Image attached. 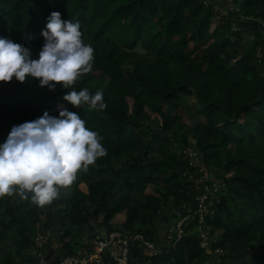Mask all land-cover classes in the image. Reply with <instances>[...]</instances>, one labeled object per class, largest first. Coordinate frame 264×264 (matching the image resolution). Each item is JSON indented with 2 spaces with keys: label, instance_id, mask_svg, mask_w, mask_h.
I'll return each instance as SVG.
<instances>
[{
  "label": "trees",
  "instance_id": "16d2710c",
  "mask_svg": "<svg viewBox=\"0 0 264 264\" xmlns=\"http://www.w3.org/2000/svg\"><path fill=\"white\" fill-rule=\"evenodd\" d=\"M232 2L0 0V264H38V234L58 263L113 231L155 243L130 264H264V0ZM191 144L218 173L204 245Z\"/></svg>",
  "mask_w": 264,
  "mask_h": 264
},
{
  "label": "built area",
  "instance_id": "2783aa9c",
  "mask_svg": "<svg viewBox=\"0 0 264 264\" xmlns=\"http://www.w3.org/2000/svg\"><path fill=\"white\" fill-rule=\"evenodd\" d=\"M230 9H236L235 4H233L232 0H227ZM237 10V9H236ZM206 182V179H204ZM209 192L204 187V192L197 195L195 198V207L192 212L194 215H198L199 224L198 229L202 232L201 237L203 238L202 245H204L208 241V237L206 236L207 232L204 228V214L208 210V205L210 202ZM188 221V217L181 219L177 224L173 227V233L175 235L180 233L183 235V224ZM181 226H179V225ZM208 235V234H207ZM180 236V237H181ZM179 237V238H180ZM43 236L42 234H38L35 238L37 249L34 254L38 261V264H87L88 261H95L97 264H100L102 261V255L108 252L110 262L114 264H130V248L134 244H138L140 247L146 251V254H152L156 252L155 243L146 239V237L142 233H123L122 231H113L109 234H103L102 238L96 239L94 241V249L87 255V253L80 254V256H66L62 259V261L58 263H50L45 255L42 253L41 248L43 246Z\"/></svg>",
  "mask_w": 264,
  "mask_h": 264
},
{
  "label": "rangeland",
  "instance_id": "374dc122",
  "mask_svg": "<svg viewBox=\"0 0 264 264\" xmlns=\"http://www.w3.org/2000/svg\"><path fill=\"white\" fill-rule=\"evenodd\" d=\"M227 4H228V2H227ZM216 9V8H215ZM214 9V10H215ZM230 9V8H229ZM228 9V10H229ZM216 10H218V9H216ZM215 10V11H216ZM228 10H226V11H222V10H218V11H220V12H227ZM233 30H235V28L233 27ZM251 36L249 37V39H251L252 38V34H250ZM258 57H259V61H261V64H262V71L264 70V57H262V53L261 54H259L258 55ZM103 86L105 85L104 83L102 84ZM102 92V89H100L99 91H98V94L100 95V93ZM128 100V102L129 103H131V99L130 98H128L127 99ZM174 129H176L177 130V133L180 135V133L182 132V129L180 128V126H179V124L177 123L175 126H174ZM190 140V143H194V140H192L191 138H189ZM192 144H191V147L188 149L186 146L184 147V148H182L183 149V151H186L187 152V154H188V156L191 158V160H192V162H193V160L195 161V164L196 165H198V166H200V168H201V172H198V176H197V178L195 179V183L198 185V184H200V186H202L203 188L204 187H206V189L208 190V192H209V196H210V198L208 199V201L210 202V204L212 203L211 202V199L214 197V195H215V193H216V190H217V188L215 187V183H212V184H207L205 181H204V179H207V177H213V175L215 176V177H217L218 176V173H217V170L215 171V167H212L211 168V170H213L214 171V173L215 174H211V173H209V169H207V168H205L204 166H203V164H202V161H201V159L199 158V156H196L195 155V149L194 148H192ZM179 147H180V145H178ZM53 150L54 151H58V148L57 147H54L53 148V146H52V148H51V153H53ZM50 156V154H48V156L47 157H49ZM74 159V156H69V160H73ZM202 170H203V172H202ZM67 176H68V174H67V172H66V174H64V176H63V178H62V184L64 185L65 183H66V181H67ZM41 187H45V189H46V192H44V194H49V193H51L52 191H54V190H57V189H59V188H57L56 186H54V185H50V184H48V185H46L45 184V182H42L41 183ZM80 188L83 190V191H86V186L82 183V184H80ZM156 188H158V189H163L162 188V186H155V185H150L149 186V188H148V192H152V191H154ZM121 217V216H120ZM162 218L161 219H164V216H161ZM185 218V217H184ZM184 218H182V219H184ZM117 219H119V216H116L115 218H114V220H113V223H116L117 222ZM178 221H179V219H173L172 221H170L169 222V226L167 227V229L166 230H168L169 232H167V233H169V237H170V239H175L176 241L179 239V237L181 236V234L179 233L178 234V236H177V234L175 235V236H173V235H170V231H173V227L175 226V224H177L178 223ZM179 225V224H178ZM179 226H181V225H179ZM45 236V235H44ZM43 236V237H44ZM47 236H48V234H47ZM206 236L208 237V235L206 234ZM173 237V238H172ZM91 238H92V235H91V233H89V232H87L86 234H84L83 235V237L81 238V240H82V242L83 243H92L93 245H94V241H96V239H97V236L95 237L96 239L93 241V240H91ZM46 236L43 238V244H45L46 243ZM51 244L53 245V247L56 249V248H58V246L60 247V243H58V241H57V239L55 238V237H51ZM77 251H80L79 253L80 254H84L85 253V251H81V250H77ZM144 251V250H143ZM146 251H144V253H145ZM214 255H216V252H214Z\"/></svg>",
  "mask_w": 264,
  "mask_h": 264
},
{
  "label": "crops",
  "instance_id": "0c3cea01",
  "mask_svg": "<svg viewBox=\"0 0 264 264\" xmlns=\"http://www.w3.org/2000/svg\"><path fill=\"white\" fill-rule=\"evenodd\" d=\"M206 3L213 5L216 9L226 11L228 8L226 0H204Z\"/></svg>",
  "mask_w": 264,
  "mask_h": 264
}]
</instances>
